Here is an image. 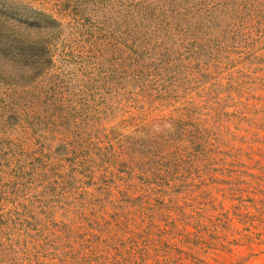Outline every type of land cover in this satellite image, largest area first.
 <instances>
[{"label":"rangeland","instance_id":"obj_1","mask_svg":"<svg viewBox=\"0 0 264 264\" xmlns=\"http://www.w3.org/2000/svg\"><path fill=\"white\" fill-rule=\"evenodd\" d=\"M0 264H264V0H0Z\"/></svg>","mask_w":264,"mask_h":264}]
</instances>
